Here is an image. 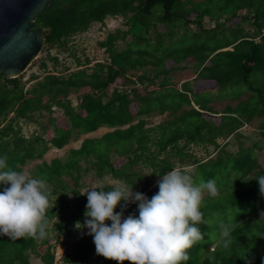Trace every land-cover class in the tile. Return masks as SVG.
<instances>
[{"label":"trees","instance_id":"obj_1","mask_svg":"<svg viewBox=\"0 0 264 264\" xmlns=\"http://www.w3.org/2000/svg\"><path fill=\"white\" fill-rule=\"evenodd\" d=\"M107 16L122 17L127 29L99 43L108 55L105 61L88 67V59L82 64L75 58L77 65L84 66L73 72L65 68L47 72L41 61L44 75L25 81L21 76L5 79L0 73V157L7 156L9 168L21 171L51 148L61 150L80 136L112 129L99 139H84L66 162H43L31 174L45 178L51 194L59 193L60 200L68 189L61 177L68 176L79 187L81 163L87 171L92 168L95 178L110 175L143 194L148 185L136 184L133 178L141 176L131 171L143 163L155 179L154 189L146 192L151 199L158 192L160 176L176 163L190 161L195 183L214 179L219 195L205 194L200 208L205 223L198 225L203 241L188 250L189 260L182 264H264V196L256 180L264 175V164L257 157L262 142L245 145L240 141L235 152L223 148L231 136L243 138V125L264 118V0H55L37 16L34 28L44 31L43 51L48 55L53 49H66L74 35ZM220 20L230 25L221 28ZM213 22L211 28L205 27ZM246 22L251 33L242 28ZM118 40L124 43L122 48L115 46ZM50 60L59 64L55 56ZM182 71H190L193 78L178 88L172 73ZM75 92L77 108L68 99ZM222 100L235 105L228 104L217 113L211 104ZM53 106L62 110V118L49 116L48 126L22 134L20 120L32 121L34 114L50 112ZM158 113L166 114V119L145 128L144 118ZM225 139L221 146L219 141ZM193 147L219 152L202 162ZM164 152H170L176 162L161 157ZM5 187L0 183V192ZM104 188L111 190V186ZM76 194L69 216L68 205L62 208L54 202L48 209V222L61 217L54 228L58 233L63 232L62 224L80 222L86 211L87 196ZM123 206L121 201L114 211H123V218L138 217L137 203ZM221 226L232 227L228 248L220 243ZM40 246L48 249V235L39 241L0 236V262L11 258L13 264H29L28 255H39ZM83 246L81 257L75 254L78 264H84L88 256L91 264L99 260L92 236ZM47 256L51 264L52 257Z\"/></svg>","mask_w":264,"mask_h":264},{"label":"clouds","instance_id":"obj_2","mask_svg":"<svg viewBox=\"0 0 264 264\" xmlns=\"http://www.w3.org/2000/svg\"><path fill=\"white\" fill-rule=\"evenodd\" d=\"M0 157V236L12 241L23 238L43 240L48 235V209L51 188L47 180L27 171H16ZM264 196V175L256 178ZM158 192L148 199L132 191V186L116 181L111 190L103 185L86 189L85 220L75 222L77 230L87 228L98 256L117 264H182L189 260L188 250L203 241L198 225L205 223L200 208L205 194L219 195L214 179L195 183L191 170L174 167L157 181ZM99 189V190H97ZM57 197L55 198L56 201ZM121 201L137 203L138 217L123 218L115 212ZM111 221L108 225L105 222ZM231 226H221V245L231 244Z\"/></svg>","mask_w":264,"mask_h":264},{"label":"rangeland","instance_id":"obj_3","mask_svg":"<svg viewBox=\"0 0 264 264\" xmlns=\"http://www.w3.org/2000/svg\"><path fill=\"white\" fill-rule=\"evenodd\" d=\"M218 21V20H217ZM215 23H210V25H206V28H211L214 26ZM230 25V22L227 20H220V26L221 28H225L226 26ZM251 25L249 23H244L242 25V28L246 30V32L251 33ZM127 29V26L125 24V20L120 17V16H107L102 23H93L89 27V29L84 32V33H78L72 37L69 46L66 49L63 50H57L53 49L47 53L45 51H41V53L38 55L37 59L33 61V63L27 68L26 72H24L22 75V80H28L32 75H39L40 77L44 75V71L40 69V63L41 61L45 62L47 66V72H57L60 68L62 69H67L68 72H73L79 68H81L84 65H77L75 62V58H78L79 61L84 64V62L88 59L89 60V65L88 67L92 66L96 62H103L107 59L108 55L104 53V48L99 45V43L103 42L106 40L108 35L110 34H117L125 32ZM232 34V32H230ZM152 37L153 35L150 34ZM220 37V35H218ZM231 41L230 37L229 40ZM122 40H118L115 43V46L117 48H122L123 46ZM44 48V47H43ZM55 56L59 60V64L54 65L53 62L50 60V57ZM180 65L182 66H187L190 67V65L186 63H181ZM53 69V70H52ZM61 69V70H62ZM67 72V73H68ZM66 73V72H64ZM174 78L173 84L180 88L181 84L184 81H191L193 76L191 75L190 71H182L181 73H172ZM152 89V88H151ZM79 94L77 92L71 93L68 96V99L71 103V105L74 108H77L78 106V98ZM246 96H243L242 98L244 99ZM235 105V102H231L228 100H222L219 102H215L211 104L215 112L220 113L222 112L223 108L228 105ZM50 112H52L50 114ZM50 112L47 111H42L39 114H34L32 116V121H25V120H20L18 122V126L21 129V132L24 136H27L33 131L40 130L41 127H46L48 126L49 122V116H52L53 118L56 117H61L62 110L59 109L56 106L52 107V110ZM219 116V115H216ZM166 119V114L160 115L158 114H153L150 116H147L144 118L146 121L145 123V128H151L153 126L158 125L160 122L164 121ZM112 132V129L108 128H100L94 133L87 134L80 136L76 138L75 140L73 139L68 145H66L64 148L61 150H56V149H50L41 160H36V161H31L28 162L24 167L23 171H27L30 174L34 171L35 166L40 165L41 163L45 162L47 164L50 163L51 160L53 159H58L62 162H66L69 157V153L71 150L78 149L81 142L84 139H99L101 136H103L105 133ZM243 134V138L239 139H234L233 136H231L228 140L229 143L227 146H224L225 151H230V152H235L237 149L238 144L243 142L245 145H251L257 141L262 142V152H260L257 157L259 159L260 165L264 164V136L261 134L264 133V118H256L252 122L247 123L243 125L240 131ZM227 139L225 140H220L219 144L222 146L225 142L228 141ZM192 152L197 155L200 161L205 162L208 161L211 158H215L218 155L219 149L215 148H209L207 151L202 149L201 147H193ZM161 157H167L169 160L176 162V158L170 154V152H164L160 154ZM117 157L115 156V153L112 151L110 152V158L111 160H114V158ZM115 159V161H117ZM91 161V159H89ZM84 168H81L80 171V179H78L77 185L79 187L76 188V186L73 185L71 179L68 176H62L61 181L65 183V186L68 187L66 192H64V196L62 197V200H60L61 195L59 193L51 194L49 197L51 205L54 202H57L58 205H60L62 208H65L66 206V212L67 216H69L73 211L74 204L77 199V194L76 191L79 193L83 192L86 189H90L93 186L96 185H103L104 187L106 186H112L113 183H115L117 180H113L110 175L103 176L101 178H95L94 177V171L90 167V169L85 168V164L81 163ZM182 166L186 169H189L194 171V168L191 164L190 161H186L184 164L180 165L176 163V167ZM132 172L135 174H138L141 176V178L134 177L133 181L138 184L140 187L148 185L147 191H152L154 189V183L155 179L152 176L151 170L146 167L143 163H139L138 165L134 166L131 169ZM32 175V174H31ZM33 176V175H32ZM155 176V174H154ZM34 177V176H33ZM122 182V181H120ZM131 186V185H130ZM99 190V189H97ZM132 191L136 193L132 186ZM146 191V192H147ZM143 193L144 196L147 197V193ZM82 196H86L82 195ZM57 197L56 201L55 198ZM148 198V197H147ZM134 203L129 202L128 205H132ZM86 210V207L84 208ZM85 216L83 215L81 218L80 223L83 224L85 220ZM61 220V217L55 216L50 222H49V227H48V242H49V247L40 246L38 247V251H40L39 255L31 254L30 256L28 255V260L29 264H49L50 263V258L47 255H50L52 257L51 264H78L79 260L78 258L75 257V254L79 257L85 252L83 242L91 238L90 235L87 234L88 229L83 228L80 230H77L74 228V223H69L68 226H65L64 224L61 225V229L63 230L62 233H58V231H55L54 228L57 226L58 222ZM106 224L110 225L111 221H106ZM40 244V242H38ZM82 246V247H81ZM212 245H210L209 248H211ZM47 250V253H46ZM80 250V252H79ZM46 254V255H45ZM93 255V253H90ZM74 257L72 258L71 256ZM77 256V257H78ZM88 260L84 264H88L89 262L92 261V257L88 256ZM102 259V256H99L98 259ZM75 261H71L74 260ZM104 261V260H103ZM1 264H13V261L11 258H7V260H1ZM15 264V263H14Z\"/></svg>","mask_w":264,"mask_h":264},{"label":"water","instance_id":"obj_4","mask_svg":"<svg viewBox=\"0 0 264 264\" xmlns=\"http://www.w3.org/2000/svg\"><path fill=\"white\" fill-rule=\"evenodd\" d=\"M55 0H0V73L17 78L41 53L45 33L35 29L37 16Z\"/></svg>","mask_w":264,"mask_h":264},{"label":"built area","instance_id":"obj_5","mask_svg":"<svg viewBox=\"0 0 264 264\" xmlns=\"http://www.w3.org/2000/svg\"><path fill=\"white\" fill-rule=\"evenodd\" d=\"M92 262H89L88 264H91ZM94 264H104L103 260L100 258L99 260L95 261Z\"/></svg>","mask_w":264,"mask_h":264}]
</instances>
